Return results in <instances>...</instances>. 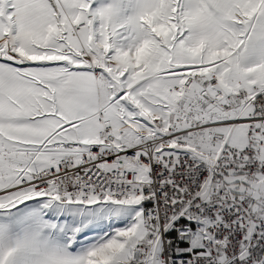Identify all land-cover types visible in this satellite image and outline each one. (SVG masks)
Instances as JSON below:
<instances>
[{
    "label": "snow or ice",
    "instance_id": "obj_1",
    "mask_svg": "<svg viewBox=\"0 0 264 264\" xmlns=\"http://www.w3.org/2000/svg\"><path fill=\"white\" fill-rule=\"evenodd\" d=\"M0 264H264V0H0Z\"/></svg>",
    "mask_w": 264,
    "mask_h": 264
}]
</instances>
